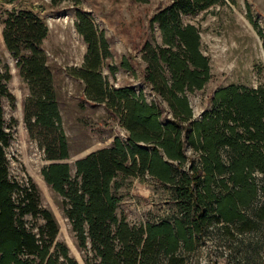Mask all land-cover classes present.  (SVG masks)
<instances>
[{"label":"trees","instance_id":"1","mask_svg":"<svg viewBox=\"0 0 264 264\" xmlns=\"http://www.w3.org/2000/svg\"><path fill=\"white\" fill-rule=\"evenodd\" d=\"M219 1L168 0L149 17L150 28L157 24L161 33V44L145 40L141 46L142 81L153 93L151 101L130 86L106 82L100 70L104 58L111 57L107 40L88 16H76L87 49L82 68L69 71L83 80L84 99L103 104L124 137L77 159L73 173L64 162L51 163L42 173L67 201L65 214L78 244H89L99 260L95 264H186L188 254L213 233L232 251L248 249L244 237L256 236L264 252V84L217 89L210 96L211 109L198 119L186 94L201 89L211 75L198 29L181 16ZM46 34V25L31 10L6 12L2 38L31 90L24 102L31 131H53L60 124L53 75L41 48ZM121 64L130 70L126 59ZM108 69L114 73L115 66ZM8 79V71H0V264H78L64 243L54 242L57 223L40 205L35 184L11 175L13 123L5 120L1 103L11 97ZM55 141L59 158H66L64 135ZM145 175L173 186L177 213L157 223L131 225L116 214L120 189L127 178ZM27 215L42 219L36 232Z\"/></svg>","mask_w":264,"mask_h":264},{"label":"rangeland","instance_id":"2","mask_svg":"<svg viewBox=\"0 0 264 264\" xmlns=\"http://www.w3.org/2000/svg\"><path fill=\"white\" fill-rule=\"evenodd\" d=\"M168 0H13L0 3V71L9 73L7 87L10 98L1 100L3 116L13 123V139L8 148L11 175L19 181L30 178L35 184L40 205L49 210L57 223L54 242H62L68 255L78 264L99 262L89 244H78L70 220L65 214L67 201L50 186L42 169L51 164L68 163L71 173L74 162L87 154L107 146L114 137H124V130L103 104L84 99L83 80L69 69H81L87 44L75 27L76 16L83 13L102 31L107 40L110 58H104L101 74L109 85L130 86L142 92L147 101L154 100L151 89L142 81L145 62L141 46L145 40L161 44L157 24L153 29L149 17ZM13 9L31 10L47 27L41 48L46 65L53 75L60 124L56 130L28 129L24 102L31 96L28 83L19 74L15 59L4 45L3 19ZM183 23L194 25L200 35V50L208 59L210 78L201 89L187 92L193 118L210 110V96L219 88L236 84L255 88L264 84V0H220L194 14H183ZM127 60L130 70L122 67ZM115 66L114 73L108 69ZM167 117L172 116L165 100ZM33 120H31L32 123ZM62 133L68 150L66 158H59L56 139ZM188 152H190L188 150ZM53 157V158H52ZM257 177L262 176L256 174ZM120 189L122 200L116 214L131 225L157 223L177 213L174 188L153 177L127 178ZM27 224L37 231L41 218L26 217ZM214 230V229H213ZM256 237V236H255ZM244 237L248 245L241 251L231 250L229 243L217 235H208L196 252L187 256L186 264H261L263 249L257 238ZM236 247V246H233ZM232 251V252H231ZM236 252H239L236 254ZM246 252V254L244 253ZM242 253V254H241Z\"/></svg>","mask_w":264,"mask_h":264}]
</instances>
